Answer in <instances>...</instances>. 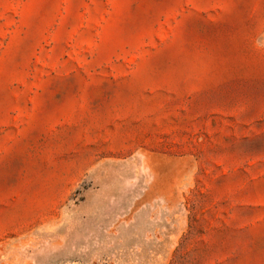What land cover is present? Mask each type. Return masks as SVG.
<instances>
[{"label": "rangeland", "instance_id": "1", "mask_svg": "<svg viewBox=\"0 0 264 264\" xmlns=\"http://www.w3.org/2000/svg\"><path fill=\"white\" fill-rule=\"evenodd\" d=\"M0 264H264V0H0Z\"/></svg>", "mask_w": 264, "mask_h": 264}]
</instances>
